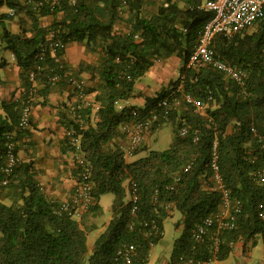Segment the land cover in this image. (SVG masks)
I'll use <instances>...</instances> for the list:
<instances>
[{
    "label": "trees",
    "instance_id": "16d2710c",
    "mask_svg": "<svg viewBox=\"0 0 264 264\" xmlns=\"http://www.w3.org/2000/svg\"><path fill=\"white\" fill-rule=\"evenodd\" d=\"M41 1L0 0V7L13 8L28 20L21 33H14L7 25L13 16L0 9V54L11 51L15 55L24 81L20 97L1 102L0 264H123L117 251L127 242L137 246L133 264H146L152 248L164 238L166 220L176 212L175 225L182 234L174 243L171 262L208 259L210 239L195 247L193 233L223 204L212 168L216 140L221 174L232 198L242 204L237 227L219 234V260L228 258L239 240L264 236V219L258 215L264 207V183L258 179V172L264 170V18L233 36H217L212 45L223 61L246 72L242 85L210 65L187 66L213 17L212 11L201 8L205 0H162L152 15L146 13L154 3L151 0H64L40 6ZM47 15L54 19L43 25ZM119 23L128 31L117 32ZM58 39L66 45L81 43L93 55L100 49L104 53L99 64L81 65L92 80L91 84L85 80V102L90 103L81 109L75 81L84 80L58 61L64 49L56 51V57L52 55L49 44ZM172 56L184 63L180 77L145 94L143 106L132 104L137 83L156 61ZM5 65V60L0 61V67ZM183 77L184 89L177 91ZM54 87L68 88L77 97L62 118L66 130L72 129L80 137V148L71 145L66 132L64 150L78 156V180L87 165L91 170L94 200L79 219L59 212L62 201L48 194L33 161L19 158L4 184L8 136L16 132L19 157L18 142L30 130L16 131L29 94L33 92V107L38 97H45ZM186 93L202 100L204 109L185 102ZM166 97L173 107L164 118L160 103ZM119 101L125 102L121 110ZM154 112L161 121L152 130L172 121L175 139L167 150L146 148L145 156L132 160L121 146L128 140L123 127L148 119ZM184 127L188 128L186 135L181 134ZM134 183L140 197L136 213L131 201ZM107 193L115 195L113 216L91 244L87 222L100 210L101 197Z\"/></svg>",
    "mask_w": 264,
    "mask_h": 264
},
{
    "label": "built area",
    "instance_id": "2783aa9c",
    "mask_svg": "<svg viewBox=\"0 0 264 264\" xmlns=\"http://www.w3.org/2000/svg\"><path fill=\"white\" fill-rule=\"evenodd\" d=\"M64 0H44L39 3V5H44L47 2L56 5ZM75 3V0H73ZM203 9H207L213 12L212 19L205 25L195 50L190 55L187 62V66L200 68L206 65H210L215 69L226 72L240 84H245L246 72L227 64L220 57L217 56L212 45L215 38L219 35L223 36H233L249 27L253 26L256 21L264 18V0H205L201 6ZM10 16L16 14L15 9H10ZM138 37V36H137ZM49 49L55 53L58 50L65 49L66 44L61 40H52L49 44ZM32 79H34L35 74L31 73ZM59 76H55L54 79H58ZM77 85L79 97L81 101L78 102V108H83L85 103H90L88 99L85 102V82L75 81ZM184 89V77L180 80L177 91H182ZM33 92L29 94L23 108V112L19 123L17 125L16 131H25L31 127V115H32V105ZM185 102L194 105L198 109L203 110L204 104L202 100L194 97L190 93L184 94ZM179 100H176L178 103ZM125 105L124 101L117 102L118 109H123ZM160 106L164 108L163 117H167L170 114V109H172V101L166 97L160 103ZM75 115V114H74ZM161 121L160 115L154 112L148 119L127 123L124 125V130L128 133V140L125 144H122V148L125 150L126 156L134 155L135 151L139 146L145 141L147 133L153 129L154 125ZM160 125V123H158ZM188 128L184 127L181 130L182 135H186ZM67 135L70 139L71 145L80 148V137L77 136L76 132L72 129L67 130ZM16 132L10 134L9 141L7 143L6 150L3 154L5 159V164L3 166V171L6 174L4 184L8 183V177L14 171L19 157L16 154ZM199 138L196 137L195 140ZM262 141V137H260ZM191 164L186 167V170L190 169ZM212 168L214 171V179L217 187L222 193L223 204L219 212L215 215H210L205 217L202 222H200L193 233V238L195 241V247L200 243H204L207 239H210V256L206 260L198 259L192 257L188 260L189 264H212L214 261L219 260V254L221 252V237L220 233L222 230H232L237 227V214L241 212L242 204L239 200H234L230 189L221 174V168L219 163V153H218V141L214 142L213 152H212ZM79 180L75 187L72 196L62 201V205L59 209L60 213H67L68 215L81 218L83 214L90 208L93 203V183L91 181V170L87 165L84 170L80 172ZM258 179L264 183V170L258 172ZM170 189H174V186H169ZM159 190L156 189V193ZM139 194L137 186L134 183L131 193V201L133 203L132 212L136 213L138 209ZM258 215L261 219H264V207L261 206ZM148 225V223H146ZM152 226L154 229H158L154 221H152ZM131 228L133 225L131 224ZM157 232V231H156ZM137 246L135 243L127 242L124 243L117 251V259H122L123 264H133L134 256L136 255ZM183 259V258H182Z\"/></svg>",
    "mask_w": 264,
    "mask_h": 264
},
{
    "label": "crops",
    "instance_id": "0c3cea01",
    "mask_svg": "<svg viewBox=\"0 0 264 264\" xmlns=\"http://www.w3.org/2000/svg\"><path fill=\"white\" fill-rule=\"evenodd\" d=\"M152 1H154L152 5L159 8L161 3L155 0ZM0 9L8 13L10 11L6 7H0ZM12 19L7 21L9 29L14 33H21L26 27L28 20H25L24 14H16ZM53 19L52 15H47L42 19V24L49 25ZM115 30L122 32L128 31V28L123 23H119L116 25ZM103 54V50L100 49L99 52H96V55H93L83 44L72 42L67 45L64 53L57 59L59 62L69 66L71 74L75 72L77 77L79 76L85 80V76L89 77V75H87V72H83V69L81 70V65L99 64ZM52 55L56 57L55 53ZM0 56V61H6V65L0 67V112H2V100L20 97L24 91V81L15 55L11 51H3ZM183 64L182 60L177 56L156 61L147 72V74L152 75L151 81L147 84L141 83L142 81L137 83L136 97L131 99V103L143 106L145 104L144 95H150L170 83L171 80L180 77ZM72 93L68 88L54 87L45 97H38L32 109L30 130L18 142L19 158L35 163L39 181L46 187L51 197L60 201H65L72 196L78 182V174L76 172V158L78 156L72 151L64 150L67 130L63 125L62 117L69 110L68 107L70 108L72 104L77 102L76 95ZM258 236H261L264 241V236ZM257 237L249 240H239L235 244L233 252L238 256L247 254L245 260L249 264H254L251 248L259 243ZM149 263L150 256L146 264ZM171 263L167 259L164 261V264Z\"/></svg>",
    "mask_w": 264,
    "mask_h": 264
},
{
    "label": "rangeland",
    "instance_id": "374dc122",
    "mask_svg": "<svg viewBox=\"0 0 264 264\" xmlns=\"http://www.w3.org/2000/svg\"><path fill=\"white\" fill-rule=\"evenodd\" d=\"M155 1L162 3V0ZM152 4L148 8L147 13L149 15H152L158 11V8H156V6ZM11 20L13 19H9V21ZM87 75H89L90 77V74ZM89 77L85 76V80L87 81V83L91 84L92 80H90ZM151 77L152 75L148 73L139 82L142 81L141 83L147 84L151 81ZM88 78L90 81L88 80ZM175 136L176 128L174 123L172 121L165 122L162 127L158 128L157 130H150L147 133L146 139L142 144L144 146L135 155H132L130 159L134 160L139 157L145 156L147 154L146 148H148L149 150L159 151L167 150L173 143ZM127 199L130 200V195H128ZM114 200L115 195L113 193L104 194L101 197L100 210L92 215L88 220L87 226H89V241L91 242V244L104 231L106 225L112 219ZM178 216L179 213L176 212L173 217H170L166 220L164 238L152 248L150 252L149 264H164L165 259L169 260L171 263V254L173 251L174 243L176 239H178L182 234V229L176 228L175 225ZM257 239H259V243L253 245L251 248L253 258L252 261H254V264H264V241L261 236H258ZM245 256H247V254L238 256L233 252L228 258L220 260L219 262L216 260L212 264H249V262L245 260Z\"/></svg>",
    "mask_w": 264,
    "mask_h": 264
},
{
    "label": "clouds",
    "instance_id": "9594fccd",
    "mask_svg": "<svg viewBox=\"0 0 264 264\" xmlns=\"http://www.w3.org/2000/svg\"><path fill=\"white\" fill-rule=\"evenodd\" d=\"M66 47H67V45H66ZM65 49H66V48H65ZM65 49H64V50H65ZM84 82H85V81H84Z\"/></svg>",
    "mask_w": 264,
    "mask_h": 264
}]
</instances>
